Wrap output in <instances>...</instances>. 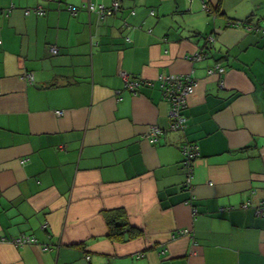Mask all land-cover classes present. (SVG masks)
<instances>
[{"label":"crops","instance_id":"1","mask_svg":"<svg viewBox=\"0 0 264 264\" xmlns=\"http://www.w3.org/2000/svg\"><path fill=\"white\" fill-rule=\"evenodd\" d=\"M112 1L0 0V264H264V34L247 28L264 27V0L65 10ZM187 73L186 127L170 131L157 77ZM124 75L151 85L131 94ZM184 141L198 148L191 204ZM112 210L142 234L110 240Z\"/></svg>","mask_w":264,"mask_h":264},{"label":"built area","instance_id":"2","mask_svg":"<svg viewBox=\"0 0 264 264\" xmlns=\"http://www.w3.org/2000/svg\"><path fill=\"white\" fill-rule=\"evenodd\" d=\"M205 7V5H203ZM11 9V8H10ZM10 9L2 10L0 11L1 15H6L9 13ZM80 9H85L88 13H95L100 18H104L106 16H111L115 14L119 9V1L113 0L110 7L105 8L102 5H94V4H88L83 7H75L68 5L66 6L65 10L71 14L76 15L77 12ZM24 15H34V16H44L45 10L43 8L37 7L34 9H24ZM150 15H154L153 12H150ZM231 26H238L239 23H230ZM245 25V24H242ZM247 28L250 31H259L262 34H264V27L261 28L257 24H251ZM205 41L211 45L213 43L212 37L205 38ZM49 52L52 55H55L57 53V49L55 47H50ZM204 54L203 51H199L198 53H193L188 56H186V59L189 62H198L203 60ZM224 71V68L221 67L219 64L215 65L213 68L209 70V73H215L221 74ZM25 79L27 82H30L32 80V75L27 73L25 74ZM124 80V87L125 89L131 93L136 94L138 92V88L140 86H150L151 82H144L143 80L128 79L127 76H123ZM157 81L159 82V87L161 90V97L164 101H166L169 105V130L170 131H179L182 132L186 127L187 118L183 115V110L186 107V100L187 98L193 93L194 87L196 85L195 79L192 77L190 73L187 74H168V75H160L157 77ZM57 115H61V112H56ZM163 133V130L155 125L149 126L148 130L146 132V139L149 142H155L157 138ZM180 152L182 155V167L185 171V181L184 186L185 189L190 192V198H189V204H191V200L194 199V196L192 195V171H193V162L198 156V148L195 144L184 141L180 145ZM247 204L243 205V207H246ZM256 213L258 215L264 216V202L261 203V205L256 210ZM193 215H195V211L192 212ZM175 234L181 235H189L190 230L184 229V230H177ZM3 241V238H0V242ZM34 242V239L30 236H18L16 238L11 239L10 243L16 247H21L27 244H31ZM88 259V257H87Z\"/></svg>","mask_w":264,"mask_h":264},{"label":"trees","instance_id":"3","mask_svg":"<svg viewBox=\"0 0 264 264\" xmlns=\"http://www.w3.org/2000/svg\"><path fill=\"white\" fill-rule=\"evenodd\" d=\"M125 218L122 210H112L105 213V220L108 227L107 237L110 240L127 241L142 234L139 229L130 226Z\"/></svg>","mask_w":264,"mask_h":264},{"label":"water","instance_id":"4","mask_svg":"<svg viewBox=\"0 0 264 264\" xmlns=\"http://www.w3.org/2000/svg\"><path fill=\"white\" fill-rule=\"evenodd\" d=\"M213 48V45H209L206 41L203 42V45L202 47L200 48L201 51H203V54H204V59L207 58V53Z\"/></svg>","mask_w":264,"mask_h":264}]
</instances>
